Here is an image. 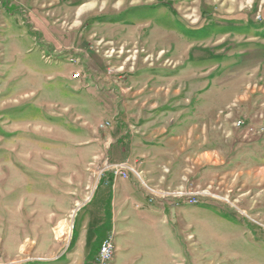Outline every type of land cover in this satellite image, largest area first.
<instances>
[{"label": "rangeland", "instance_id": "1", "mask_svg": "<svg viewBox=\"0 0 264 264\" xmlns=\"http://www.w3.org/2000/svg\"><path fill=\"white\" fill-rule=\"evenodd\" d=\"M120 180L137 215L81 244ZM109 235L110 264H264V0H0V264Z\"/></svg>", "mask_w": 264, "mask_h": 264}, {"label": "crops", "instance_id": "2", "mask_svg": "<svg viewBox=\"0 0 264 264\" xmlns=\"http://www.w3.org/2000/svg\"><path fill=\"white\" fill-rule=\"evenodd\" d=\"M131 184H133V181H131V180L130 181L129 180H126V181L120 180L119 186L115 188V192L117 190V193H119V196L117 199L115 196V199L113 202H112V196H111V192H112L111 188L109 186L105 185L106 187L110 188V190H109L110 192L106 194L108 196H111L110 197V206H111L110 212L108 213V211H107L108 206L106 205L105 208L103 209V212L95 215L92 218H86L84 220L83 225L81 227V229H82V239L80 242L81 244L84 243V245H86V243L84 242V238L88 237V234H89L88 230L90 229L91 226H94L95 229H98V228L105 229L106 232H108V230L111 228V221H112L113 215L118 214L119 211L121 213H123L121 220H124L128 217L134 218V216L137 215V211L134 209V206L137 203V201L140 200L141 198H140V194L135 190V188H133L131 186ZM99 189L97 191H99ZM92 201L93 200H91L89 203H87L85 205H79L78 204L79 205L78 207H80V210L81 209L84 210V208H86L89 204H91ZM120 201H128V202H130V204L127 207H125V205H123V206L121 205V207H120L117 204ZM75 205H77V203ZM126 212H128L127 215H124ZM60 219H61L60 220L61 222L65 221L64 218H60ZM121 224H122V226H124V228L126 230L137 229V227H136L137 225H134V223H129V221L126 224L124 223L125 225L123 223H121ZM123 243H124L123 245H125V248L123 247L121 249L125 252V251H129V248L132 247L136 243V240L130 238V239H126V241H124ZM118 253H119V249H118ZM115 258H117V256Z\"/></svg>", "mask_w": 264, "mask_h": 264}, {"label": "built area", "instance_id": "3", "mask_svg": "<svg viewBox=\"0 0 264 264\" xmlns=\"http://www.w3.org/2000/svg\"><path fill=\"white\" fill-rule=\"evenodd\" d=\"M106 170L108 172L109 171L114 172L116 176H124L125 178L128 177L127 173L129 174L134 173L137 175V172H135L133 167H131L129 164L109 165ZM88 201L89 200H87L83 205L87 204ZM150 201H153V199H150ZM115 252H116V246L114 243V237L112 235H109L101 243L96 258V264H110L112 261V256H114Z\"/></svg>", "mask_w": 264, "mask_h": 264}, {"label": "bare ground", "instance_id": "4", "mask_svg": "<svg viewBox=\"0 0 264 264\" xmlns=\"http://www.w3.org/2000/svg\"><path fill=\"white\" fill-rule=\"evenodd\" d=\"M66 236H68V232L67 231H59V233H58V237L59 238H61V239H63V238H65Z\"/></svg>", "mask_w": 264, "mask_h": 264}]
</instances>
